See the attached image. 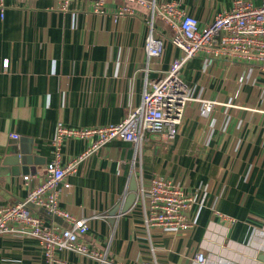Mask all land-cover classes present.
I'll return each mask as SVG.
<instances>
[{"label":"crops","instance_id":"0c3cea01","mask_svg":"<svg viewBox=\"0 0 264 264\" xmlns=\"http://www.w3.org/2000/svg\"><path fill=\"white\" fill-rule=\"evenodd\" d=\"M91 1L70 0L62 11L63 0H0V206L25 201V175L35 177L33 184L46 178L59 124L89 129L120 123L141 105L149 83L180 56L169 31L162 57L149 65V12L133 6L134 15L115 17L118 0L109 1V13L98 14ZM167 1L179 2L204 24L233 4L225 1L212 11L200 0H161ZM184 70L194 96L217 103L212 119L202 117L201 104L191 101L172 143L156 133L139 147L121 139L106 144L69 179L60 207L88 221L85 241L108 251V264H143L154 257L159 264H196L201 251L210 264H264V100L258 89L264 72L255 68L246 80L244 64L220 61L204 72L199 60ZM87 144L67 141L64 161ZM16 153L30 155L31 164L2 166ZM158 176L195 197L189 215L194 229L177 235L148 229L137 205L111 223L131 179L139 189ZM59 256L66 264H107L70 252ZM0 264H44L43 248L29 237H1Z\"/></svg>","mask_w":264,"mask_h":264},{"label":"built area","instance_id":"2783aa9c","mask_svg":"<svg viewBox=\"0 0 264 264\" xmlns=\"http://www.w3.org/2000/svg\"><path fill=\"white\" fill-rule=\"evenodd\" d=\"M109 1L94 0V12L106 14ZM122 2L114 11L115 17L134 15L133 6L149 12L150 35L146 39L149 65L159 60L165 49V34L156 28V21L165 24L171 31L168 40L180 51V56L170 68L149 83L143 93L141 105L118 124L100 128L73 129L59 124L52 142V158L46 165V178L33 184L34 176L25 175L27 198L13 205L0 206V238L8 236L29 237L43 248L44 264H66L59 253L70 252L80 257H89L109 262L108 251L101 252L85 241L90 231L86 219L60 207L63 190L71 188L69 179L75 176L89 157L96 155L108 143L121 139L142 145L148 134H161L174 140L177 126L183 123L185 109L191 101L201 104L200 115L212 119L217 103L196 98L190 86L181 78L185 66L196 58L203 61V71L220 61L229 64L241 63L249 67L246 80H250L255 68L264 72V0L256 6L253 0H234L230 10L217 11L210 22L202 23L186 11L179 2L159 0H119ZM70 0H63L62 11L67 10ZM2 6V4L0 5ZM5 69L9 61H4ZM241 82H244L243 78ZM260 98L264 100V82L258 86ZM19 139L18 135H12ZM88 141L84 151L64 161L63 147L67 141ZM195 197L165 177H154L150 185L140 186L135 206L143 211L148 229H161L177 235L192 231L195 222L190 211ZM45 209L51 218L65 223L48 224L46 218L33 211ZM264 235V223L261 228ZM196 264H210L204 251L195 256ZM110 264V263H109ZM143 264H159L154 257Z\"/></svg>","mask_w":264,"mask_h":264},{"label":"water","instance_id":"95a60500","mask_svg":"<svg viewBox=\"0 0 264 264\" xmlns=\"http://www.w3.org/2000/svg\"><path fill=\"white\" fill-rule=\"evenodd\" d=\"M31 159L32 157L30 155L27 156H20L18 153L16 154H11L8 157H6L2 163V166L4 167H16L19 166L21 163H28L31 164ZM0 164H1V159H0ZM23 172L27 173L29 172V169L27 168V165H23L22 167ZM129 194L126 196L125 198V202L123 203L122 207L117 206L112 212H111V216L112 218L110 219L111 223H115L116 222V216L119 213H129L130 210L133 209V207L136 204L137 201V193H138V183L135 179V177H133L131 179V184L129 187ZM40 211L47 217H52L51 215H49L47 213V211L45 209H40Z\"/></svg>","mask_w":264,"mask_h":264},{"label":"rangeland","instance_id":"374dc122","mask_svg":"<svg viewBox=\"0 0 264 264\" xmlns=\"http://www.w3.org/2000/svg\"><path fill=\"white\" fill-rule=\"evenodd\" d=\"M159 1H161V0H159ZM200 1H202V5H203V7L204 8H208V9H210V10H215L216 8L218 9L219 7V5L220 4H224L225 6H226V4H225V1H228V2H230L231 1V3L234 1V0H200ZM255 3H256V6H260L261 5V1L262 0H253ZM94 5H95V3L94 2H92L91 1V4H90V6H91V8H92V10L94 9ZM232 5V4H231ZM227 6H229V5H227ZM118 7V4L114 7V10L116 9ZM232 7V6H231ZM113 10V11H114ZM107 12L109 13V10H108V6H107ZM161 23V22H160ZM159 23V21H156V24H155V27H156V29H159V30H163V32L164 33H162V34H165L166 35V32H169L170 30L162 23V24H160ZM164 25V26H163ZM168 36V39H170V37H171V31H170V35H167ZM170 43V42H169ZM194 60H199L200 62L202 61L201 59H199V58H196V59H194ZM189 64V63H188ZM186 70V69H185ZM185 70H184V72H182L183 74H182V76H181V78H182V80L184 81V82H186L187 83V79H186V73H185ZM181 127V125L180 126H177V128H176V130H177V138L179 137V131H180V128ZM173 142V141H172ZM171 141L169 142V143H172ZM168 143V144H169ZM168 146V145H167ZM150 182V181H149ZM149 182H146L145 184H146V186L148 187L150 184H149ZM139 208V207H138ZM138 208H137V210L136 211H138ZM48 222V224H51V222L48 220L47 221ZM161 263H162V261H160ZM160 263V264H161Z\"/></svg>","mask_w":264,"mask_h":264}]
</instances>
